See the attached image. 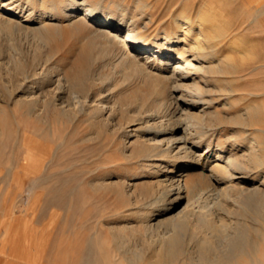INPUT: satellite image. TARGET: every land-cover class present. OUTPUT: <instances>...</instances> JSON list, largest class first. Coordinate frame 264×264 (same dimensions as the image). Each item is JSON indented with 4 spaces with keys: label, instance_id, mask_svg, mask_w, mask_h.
I'll list each match as a JSON object with an SVG mask.
<instances>
[{
    "label": "rangeland",
    "instance_id": "1",
    "mask_svg": "<svg viewBox=\"0 0 264 264\" xmlns=\"http://www.w3.org/2000/svg\"><path fill=\"white\" fill-rule=\"evenodd\" d=\"M69 1L0 0V264L264 262V0H71L161 48L129 62ZM170 136L199 187L161 212Z\"/></svg>",
    "mask_w": 264,
    "mask_h": 264
},
{
    "label": "bare ground",
    "instance_id": "2",
    "mask_svg": "<svg viewBox=\"0 0 264 264\" xmlns=\"http://www.w3.org/2000/svg\"><path fill=\"white\" fill-rule=\"evenodd\" d=\"M73 2L74 1H69L65 4V7L62 8L64 9V11H62L63 13V16H64V20H67L68 23H69V28L70 29H73L75 30L76 32H79L81 31V29L83 28H86L88 27L87 23H93L94 24H97V25H102L103 27V30H95V31H91L90 32V37L92 40H96L99 42V45L101 44L103 46L102 49H104V51H109L112 50L114 53H116V55L120 58H122L123 60H127L130 59V57L132 55H134L135 51L136 50H140L142 51L143 53L145 54H148V53H154V54H157L159 53V50L161 48H159V46H151V47H148V46H144L142 43H140L139 41H137L135 39V36H134V33H132L133 31H128L121 34L119 31H116L114 34V22H113V19H104L103 17H99L98 15H96L95 13L93 12H90V11H84L82 12L81 16H74L73 15L71 16L70 13H76L75 12V8H73ZM53 5V4H52ZM73 6V7H72ZM54 7V6H53ZM61 7H63L61 5ZM77 7V6H76ZM55 8V7H54ZM50 10V9H49ZM54 11V9H53ZM49 12V11H48ZM44 15L46 17H48V19H52L53 17H55L52 12V9L50 11V13H48ZM1 15V14H0ZM73 17V18H72ZM44 18V17H43ZM41 18V19H43ZM91 21V22H90ZM189 22V20H187ZM17 22V21H16ZM7 23V22H6ZM91 26H93V24H90ZM39 28V27H38ZM41 28V29H40ZM39 29V32L41 31V34L39 35H42L40 37H42L43 40H45L46 42H48L50 40V37L52 36V29H51V25H46L44 24V21L41 23V27ZM89 28V27H88ZM95 28V27H94ZM116 29V28H115ZM93 30V29H92ZM35 32V31H34ZM95 41V42H96ZM51 42V41H50ZM94 42V43H95ZM130 43V46H126L125 43ZM100 45V46H101ZM125 45V46H124ZM94 48V47H93ZM96 48V47H95ZM87 49V48H86ZM90 51V50H89ZM155 51V52H154ZM185 51V50H184ZM103 52V51H102ZM164 52V51H163ZM188 53V52H187ZM180 54V53H178ZM100 55V54H99ZM134 57V56H133ZM177 61V62H176ZM129 62V61H128ZM179 62V64H181L184 68L187 67L188 69H191V70H196V67L194 66V64L192 63V61H190L188 59V56L187 54L183 53L181 55H173L171 56V60H170V64L171 66H175L177 65ZM90 63V62H89ZM128 66V65H127ZM181 66V67H182ZM47 68V67H46ZM179 69V68H178ZM39 70V69H38ZM42 70V69H40ZM49 69H44L42 70V73L41 74H44V73H47L49 72L48 71ZM130 70V69H129ZM186 70V69H185ZM199 71V69H197ZM196 70V71H197ZM184 71V69H183ZM41 72V71H40ZM148 74V73H147ZM37 75V73H36ZM45 76V75H44ZM50 76V75H49ZM171 77V76H170ZM169 77V78H170ZM178 77V76H177ZM181 78V77H180ZM78 79V78H77ZM97 79V78H96ZM172 79V78H170ZM176 80V78H175ZM49 83H50V80L48 79L47 80ZM47 82V83H48ZM60 82L62 83V79H60ZM86 82V81H85ZM173 82V81H172ZM175 82V81H174ZM59 83V84H61ZM79 83V82H78ZM87 83V82H86ZM180 83V82H179ZM97 84V83H96ZM183 84V83H182ZM181 84V85H182ZM79 87V86H78ZM85 87V86H84ZM181 88V86H179ZM196 87V86H195ZM193 92V91H192ZM38 97V96H37ZM40 97V96H39ZM38 99V98H37ZM34 100V99H33ZM36 100V99H35ZM40 100V99H39ZM176 102V101H175ZM38 104V103H37ZM41 104V103H40ZM45 106L46 104H49L48 102L44 103ZM75 104V103H74ZM34 105V104H33ZM36 106V105H35ZM38 106V105H37ZM34 108V107H33ZM38 108V107H37ZM168 110V109H167ZM37 112V110H36ZM35 113V112H34ZM168 121V120H166ZM171 122V121H170ZM159 124H154L156 129L155 130H158L160 133V131L162 132H169V134H173L176 129L175 128H171V129H168V125L169 123H166L168 124L167 126V129L166 130H163L165 129L163 126V121L162 122H158ZM172 126V125H171ZM153 127V126H152ZM151 128V126L149 127ZM162 132V133H163ZM157 133V132H156ZM172 136H170L171 138ZM165 139V138H164ZM160 142H163V141H160ZM165 142V141H164ZM188 142V141H187ZM186 141L182 140V139H169L167 141V144H166V148H162L160 147L159 145L158 146H152L150 147V154L152 152H155L157 150H159L161 153H164V155L162 154V157L165 159H167V162L169 163V166L170 167H174V166H177L178 163L176 162L177 159H180V160H183L184 162L186 161L187 164L186 165H183V169L178 171V174L177 175H174V176H171V177H167L163 182H168L169 185L168 188H170L169 190H167V188L163 187L162 191H161V196L158 197L157 199V202H156V206L158 208H161V212H172L175 207L177 206L180 198H181V195L184 194L187 195V193H193V191L195 190L196 187H199V185H195L196 187H188L186 181L188 179V176H189V172L190 170L194 167L192 164L196 162V165H197V162L195 159H194V154L192 153V151H190V148L188 147V144H187ZM156 144V143H155ZM163 144V143H162ZM166 155V156H165ZM194 155V156H193ZM153 156V155H152ZM198 156V155H197ZM198 158V157H196ZM153 159V158H152ZM199 160V159H197ZM181 163V162H180ZM190 163V164H189ZM182 165V164H180ZM190 165V166H189ZM168 167V166H167ZM165 167V168H167ZM169 168V167H168ZM177 169V168H176ZM179 169V168H178ZM222 169V168H221ZM167 172H171L170 169H166ZM193 171V170H192ZM192 185V184H190ZM194 185V184H193ZM201 187V186H200ZM197 189V188H196ZM257 189V188H256ZM159 190V189H158ZM198 190V189H197ZM174 193V194H173ZM174 197V198H172ZM247 198V197H246ZM167 215V214H166ZM215 215V214H214ZM176 215H169L167 217L168 221L169 220H173L174 221V218H175ZM176 219V218H175ZM182 219V218H181ZM162 220H159L157 221L154 226H157L159 227L161 224H162ZM177 220V219H176ZM167 221V220H166ZM164 223V222H163ZM161 228V227H160ZM95 231H93V233H95ZM154 236V235H153ZM167 257V256H166Z\"/></svg>",
    "mask_w": 264,
    "mask_h": 264
},
{
    "label": "crops",
    "instance_id": "3",
    "mask_svg": "<svg viewBox=\"0 0 264 264\" xmlns=\"http://www.w3.org/2000/svg\"><path fill=\"white\" fill-rule=\"evenodd\" d=\"M73 262H75V260H73ZM76 262H77L78 264H93L92 262H85V261H83L82 259L79 258L78 255H77ZM250 263H252V264H254V263H257V264H264V262H263V261H260V260H259V261L257 260V262H255L254 257H253V259H251V262H250Z\"/></svg>",
    "mask_w": 264,
    "mask_h": 264
}]
</instances>
